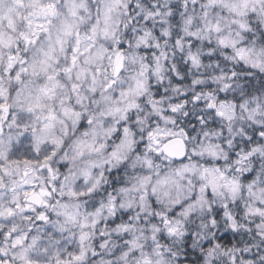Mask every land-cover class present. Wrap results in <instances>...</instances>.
Returning a JSON list of instances; mask_svg holds the SVG:
<instances>
[{"label": "trees", "instance_id": "1", "mask_svg": "<svg viewBox=\"0 0 264 264\" xmlns=\"http://www.w3.org/2000/svg\"><path fill=\"white\" fill-rule=\"evenodd\" d=\"M101 1L86 0L78 9H68V18L74 22L71 32L74 43L60 52L56 50L49 80L53 78L58 85L66 86L64 92L67 91L68 102L73 104L80 94L77 90L87 84L85 80L72 82L74 69L81 67L91 76L90 81L102 91H113L116 98L113 87L119 77L113 76L112 66L118 53L125 55L126 62L138 56L134 70L144 88L140 94L121 100L119 112L107 116V121L110 119L117 130L108 139L109 143L126 137L130 147L91 193L103 198L109 213L102 215L95 225L91 252L81 264H115L117 256H122L118 264H154L159 259L176 264L234 263L229 248L245 240L248 234L232 232L226 227L224 215L232 201L240 208L245 192L257 185L259 175L264 176V69L248 60L249 49L264 55V23L258 15L263 9L251 6L243 15L225 8L223 0H118L120 5L112 11L111 26L106 25L112 29L110 33L105 31L109 36L100 32L104 26L98 17ZM28 8L23 7L26 12L20 14V26L25 29L30 25V17L39 14L33 9L30 13ZM55 13L53 17H57L56 9ZM138 35H143L140 41ZM37 40L35 35L30 45H35ZM85 43L103 48L101 66L85 64V54L81 52ZM23 48L18 38L4 52L0 68L4 73L0 75L8 86L14 85L15 64L19 63L11 65V59L17 56L20 62L25 61ZM62 58L67 60L66 65L61 63ZM50 97L53 99V94ZM255 105L259 109L253 110ZM87 106L83 103L75 109L79 116L75 134L81 132L86 117L91 116L90 111L84 112ZM51 109L57 110L53 105ZM164 129L169 132H164L167 137L163 139L180 135L189 148L205 147L210 160H202V165L207 169L201 168L197 176L187 172L181 184L187 189L186 195L179 204L149 201L146 210L139 212L138 204L125 210L116 194L124 186L122 170L131 157L152 159L151 177L160 178L162 188L172 187L179 179L183 163L198 164L192 154L185 161L176 162L161 153L163 140L159 130ZM210 144L213 148H209ZM214 152L218 154L215 160ZM210 169L218 172V179L235 186L236 200L225 199L209 175ZM54 203L53 214L56 200ZM41 208L34 207L33 216L36 211L37 216L26 220L28 232L51 222L53 215H49L48 208ZM183 210L193 211L187 217H177ZM44 212H47L45 217ZM246 224L247 230L251 228L256 236L252 223L246 221ZM21 229L20 223L16 231ZM10 235L11 232L2 234L4 240ZM140 239L144 242L141 250L137 248Z\"/></svg>", "mask_w": 264, "mask_h": 264}, {"label": "rangeland", "instance_id": "2", "mask_svg": "<svg viewBox=\"0 0 264 264\" xmlns=\"http://www.w3.org/2000/svg\"><path fill=\"white\" fill-rule=\"evenodd\" d=\"M84 1L86 0H64L59 3L55 0H0V68L5 50L12 47L18 38L19 45L23 46L26 52L25 61L20 62L17 56L11 59V65L19 61L15 64L14 85L8 86L0 75V106L7 105L9 112L4 133L0 136V174L6 187L0 191V259H7L16 264H81L86 261L95 237L94 227L102 220V215L109 213V207L104 205L103 198L94 197L91 193L103 183L111 167L128 153L130 147L126 137L120 138L119 142L109 143L108 139L112 138L117 130L110 119L107 121V116L112 112H119L118 105L121 100L129 98L131 94H140L144 88L141 77L136 75L134 70L138 56H132L128 62L125 61L123 71L118 75L119 78L116 77L118 80L113 87L116 90V98L113 91H102L98 84L90 81L91 76L81 67L74 69L76 75L72 82L75 84L77 80H85L87 84L77 90L80 92L79 99H75L73 104L68 102L70 97L67 91L64 92L66 86L58 85L60 83H55L53 78L49 80L57 51H62L63 47H72L74 43L71 36L74 22L68 18L67 11L85 5ZM223 1L225 8L243 15L251 6L261 7L263 10L258 15L264 23V0ZM37 2L40 5H36ZM101 2L98 17L104 26L100 32L107 34L105 31L110 33L112 29H107L106 25L111 26L112 11H115L120 3L118 0ZM23 7H29L30 13L32 9L39 13L37 17H30L27 29L19 23L22 21L20 14L25 11ZM55 9L57 17H53L56 15ZM53 18L55 19L52 20ZM94 27L98 30L97 26ZM35 35L37 43L31 46L30 41ZM142 36L138 35L139 41ZM81 52L85 54V64L101 66L105 54L103 48L100 50L99 46L85 43L81 46ZM262 53L249 49L248 60L264 69ZM119 55L117 53L114 56L112 73ZM61 63L66 65L68 62L62 58ZM1 72L4 73L3 70ZM89 74L92 75L93 72ZM44 77L46 79L42 81ZM50 94H53V99ZM83 103L88 104L84 112L90 111L91 116L86 117L87 123L81 132L75 134L76 124L79 122L75 109ZM52 105L57 110L51 109ZM252 109H259V106L255 105ZM3 113L4 110L0 109V120ZM55 118L57 119L54 120ZM159 131L163 140L160 142L161 147L166 139H163L164 132L169 131ZM189 153L198 162L197 166L203 164L202 160H210V152H207L205 147H191ZM216 154L217 152L213 153V160L218 157ZM130 159L129 164L122 170L124 186L119 192L120 196L118 193L116 195L123 209L133 208L138 204L139 212L146 210L149 201L165 200L173 205L179 204L186 195L184 191L187 189L182 188L181 184L187 172L197 176L196 173H200L201 168L207 169L203 165L197 167L183 163L179 179L171 184L172 187L162 188L160 178L151 177L152 159ZM56 165L62 170L63 178L57 184L58 195L62 196V200L57 203L51 222L34 227L32 232H28L26 220L33 216L34 207L32 204H29L32 208L26 207V197L39 189L34 186L37 183L36 177L53 174L46 168L52 169ZM208 173L220 188L219 191L225 195V199L236 200L238 190L234 185L218 179L220 175L216 170L210 169ZM259 177L261 178L257 180V185L251 186L243 195L242 202H239L240 208L234 206L236 202L232 201L224 215L226 227L232 232L238 235L243 232L248 234L245 240L229 248V251L233 252L230 259L234 263L231 264H264V176ZM197 183L203 185L202 181ZM89 195L91 196L88 197ZM192 211H179L180 214L177 213L176 216L187 217ZM46 213H43L44 217L47 216ZM37 214L36 211L33 217ZM246 221L252 223L256 236L251 228L247 230ZM20 223L22 229L16 231ZM7 232H11V235L8 240H4L2 234ZM139 236L143 237L142 234ZM143 247L144 242L140 239L137 248L141 250ZM120 254L118 251V255ZM235 255H238L237 260L234 259ZM121 261L122 256L114 259L115 264ZM154 264L176 262L159 259L155 260Z\"/></svg>", "mask_w": 264, "mask_h": 264}, {"label": "flooded vegetation", "instance_id": "3", "mask_svg": "<svg viewBox=\"0 0 264 264\" xmlns=\"http://www.w3.org/2000/svg\"><path fill=\"white\" fill-rule=\"evenodd\" d=\"M5 130V126L2 123L0 125V135H2V131ZM46 170L51 173V171L53 172V174H49L47 175V178L49 179H45V177L42 176H37L36 180L37 183L34 185L35 188H39L36 192H32V193H37L40 196V199H42L43 205L42 208H48L49 210V215L52 216L53 215V209L52 206L53 204H55V200L57 203L61 202L60 199L61 197L58 195L56 189H57V184L59 183V181H61L62 179L60 178L61 176V171L59 166H54L52 169L50 168H46ZM47 180V182H46ZM4 179L0 174V191L4 190L5 187V183H4ZM31 194V193H30ZM27 208H32L30 207L31 205H27L25 204ZM41 208V207H40ZM41 208V209H42ZM0 264H9V261L6 259H1Z\"/></svg>", "mask_w": 264, "mask_h": 264}, {"label": "water", "instance_id": "4", "mask_svg": "<svg viewBox=\"0 0 264 264\" xmlns=\"http://www.w3.org/2000/svg\"><path fill=\"white\" fill-rule=\"evenodd\" d=\"M124 63H125V55L121 54L118 58V61L116 62L114 69H113V74L115 77L120 75V73L124 69ZM7 119V115L3 116V121ZM162 152L165 156L176 160V161H182L186 159L188 150H187V144L185 140L179 136L172 137L165 141L162 144ZM26 201L28 203L35 204L37 206L41 205L40 197L38 194H31L27 197ZM13 264V263H10Z\"/></svg>", "mask_w": 264, "mask_h": 264}]
</instances>
